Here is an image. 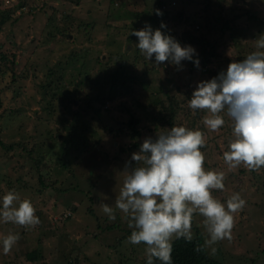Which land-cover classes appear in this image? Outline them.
<instances>
[{"label":"rangeland","instance_id":"obj_1","mask_svg":"<svg viewBox=\"0 0 264 264\" xmlns=\"http://www.w3.org/2000/svg\"><path fill=\"white\" fill-rule=\"evenodd\" d=\"M218 1L0 0V264H143L193 226L264 264V0Z\"/></svg>","mask_w":264,"mask_h":264},{"label":"trees","instance_id":"obj_2","mask_svg":"<svg viewBox=\"0 0 264 264\" xmlns=\"http://www.w3.org/2000/svg\"><path fill=\"white\" fill-rule=\"evenodd\" d=\"M218 1V0H217ZM223 3V4H222ZM218 4L220 5V7L225 6V1L220 2L218 1ZM234 14V13H233ZM232 15V12L230 11V15H228L227 17H230ZM231 19V18H229ZM250 20V19H249ZM234 22V21H233ZM233 22L228 23V25H234ZM5 21L4 19H2L0 21V27H2L4 25ZM223 31V26L220 28ZM203 39L197 38V37H193L191 36L189 39H187L189 44H196L199 43L198 45H200V49H201V53L199 59H202L204 62L208 61V59H210L211 57H213V53L212 51L207 52V47L208 44L205 43L204 41H202ZM206 52V55L204 56L203 53ZM78 85L76 84V87ZM62 98H60L61 100H63L64 104H70L71 103V99L70 97L67 96H61ZM76 97H78L76 95ZM75 97V98H76ZM59 98L57 99L59 101ZM82 101H84L85 103H87V100L82 98ZM61 102V101H59ZM55 103H57L55 101ZM62 104V103H61ZM62 104V108H63V112L66 113V115H70L69 113H72L70 115V122H68L67 120L63 119L62 117H58V123L62 124L64 123V128H66L68 130V135L70 137V139H73L74 141V135L72 134V128L74 127V125L79 124V122L77 119L78 116V112H73V111H69L67 109L68 105H64ZM161 107V106H160ZM162 108V107H161ZM55 110L54 107L50 108V112L53 115V111ZM165 111L164 109H162L161 111L155 113L154 115V119H156L158 122H160L159 124L161 125L162 122L165 121V123L163 124H168L171 128H172V123L170 122V118L171 116L174 114L173 117H175V109L169 108L168 109V115H162L164 114ZM167 116V117H166ZM68 122V123H67ZM84 124V122H81ZM130 125V129L132 131V135H138V133H134L136 131V127H137V123L136 121H132V119L129 122ZM72 141V142H73ZM0 146L3 147V144L0 142ZM137 146V145H135ZM180 202H178L179 204ZM181 204V203H180ZM180 206L181 209H183V211L185 210L184 206ZM184 218L191 221V215H189L187 212L184 213ZM197 227L193 226V229H195V235L191 238H186V237H178L175 240L163 245L162 247L158 248V249H152L149 253V255L147 256V258H145L143 260V264H219L216 263L212 260L209 259L207 250L205 248V244H204V240L202 235L200 234L199 230L196 229ZM27 259L31 262L36 261V253L32 252L30 254L27 255Z\"/></svg>","mask_w":264,"mask_h":264}]
</instances>
